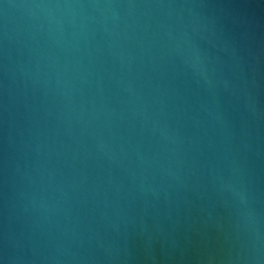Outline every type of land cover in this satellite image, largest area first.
<instances>
[{
    "label": "water",
    "instance_id": "obj_1",
    "mask_svg": "<svg viewBox=\"0 0 264 264\" xmlns=\"http://www.w3.org/2000/svg\"><path fill=\"white\" fill-rule=\"evenodd\" d=\"M0 264H264V0H0Z\"/></svg>",
    "mask_w": 264,
    "mask_h": 264
}]
</instances>
